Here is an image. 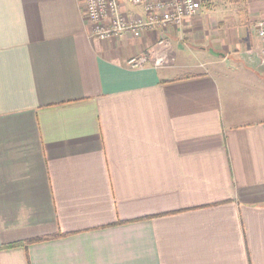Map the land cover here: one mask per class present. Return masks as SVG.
Wrapping results in <instances>:
<instances>
[{
	"label": "crops",
	"instance_id": "0c3cea01",
	"mask_svg": "<svg viewBox=\"0 0 264 264\" xmlns=\"http://www.w3.org/2000/svg\"><path fill=\"white\" fill-rule=\"evenodd\" d=\"M216 1L164 48L0 0V264H264V0Z\"/></svg>",
	"mask_w": 264,
	"mask_h": 264
},
{
	"label": "built area",
	"instance_id": "2783aa9c",
	"mask_svg": "<svg viewBox=\"0 0 264 264\" xmlns=\"http://www.w3.org/2000/svg\"><path fill=\"white\" fill-rule=\"evenodd\" d=\"M198 0H82L83 15L90 25L89 35L101 40L131 34L140 37L144 32L159 28L158 44L167 48V30L180 27L199 11ZM255 32L264 41V18L255 24ZM264 55V47L261 51ZM161 54L155 65L166 63ZM153 58L149 52L131 56L126 60L129 68H143Z\"/></svg>",
	"mask_w": 264,
	"mask_h": 264
},
{
	"label": "rangeland",
	"instance_id": "374dc122",
	"mask_svg": "<svg viewBox=\"0 0 264 264\" xmlns=\"http://www.w3.org/2000/svg\"><path fill=\"white\" fill-rule=\"evenodd\" d=\"M216 1V0H215ZM220 1V0H218ZM217 2V1H216ZM218 3V2H217ZM199 9L204 8V12L206 11V13L210 16L212 15V13L214 12H218L219 10H221V7H217L215 8V4L212 2V0H199ZM221 5H224V3H221ZM226 10V7L224 8ZM223 9V10H224ZM208 26V22L207 24H204L203 26V33L204 31H210V29L207 27ZM197 35V34H196ZM194 37V36H193ZM184 39V38H183ZM187 43H191L192 41H202V38L200 37V34L198 36H195V38H192L191 36H188L187 38H185ZM184 39V40H185ZM167 59V58H166Z\"/></svg>",
	"mask_w": 264,
	"mask_h": 264
},
{
	"label": "trees",
	"instance_id": "16d2710c",
	"mask_svg": "<svg viewBox=\"0 0 264 264\" xmlns=\"http://www.w3.org/2000/svg\"><path fill=\"white\" fill-rule=\"evenodd\" d=\"M37 240H42V238H39V239H35L34 241H37Z\"/></svg>",
	"mask_w": 264,
	"mask_h": 264
},
{
	"label": "water",
	"instance_id": "95a60500",
	"mask_svg": "<svg viewBox=\"0 0 264 264\" xmlns=\"http://www.w3.org/2000/svg\"><path fill=\"white\" fill-rule=\"evenodd\" d=\"M211 52H212V53H214V54H218V53H215V52H213V50H212V49H211Z\"/></svg>",
	"mask_w": 264,
	"mask_h": 264
}]
</instances>
